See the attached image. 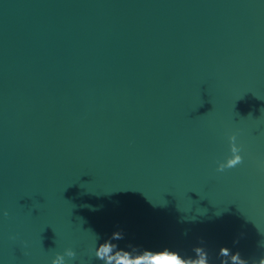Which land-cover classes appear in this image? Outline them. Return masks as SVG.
Returning <instances> with one entry per match:
<instances>
[{
  "label": "water",
  "instance_id": "1",
  "mask_svg": "<svg viewBox=\"0 0 264 264\" xmlns=\"http://www.w3.org/2000/svg\"><path fill=\"white\" fill-rule=\"evenodd\" d=\"M165 252L264 261V0H0V264Z\"/></svg>",
  "mask_w": 264,
  "mask_h": 264
},
{
  "label": "clouds",
  "instance_id": "2",
  "mask_svg": "<svg viewBox=\"0 0 264 264\" xmlns=\"http://www.w3.org/2000/svg\"><path fill=\"white\" fill-rule=\"evenodd\" d=\"M232 139H233V141H235V139H236L235 134H233ZM232 151L234 154V158L230 159L228 161L227 166H235L236 164L241 163L243 160L242 156L240 155L241 148L239 146H234ZM224 167H225L224 165H221L220 169H218V170L222 171ZM102 251H103V249H102ZM54 264H60L59 259L57 261H55ZM154 264H182V262L179 260V258H175V259H171V260H160V261L154 262ZM261 264H264V261H262Z\"/></svg>",
  "mask_w": 264,
  "mask_h": 264
},
{
  "label": "snow or ice",
  "instance_id": "3",
  "mask_svg": "<svg viewBox=\"0 0 264 264\" xmlns=\"http://www.w3.org/2000/svg\"><path fill=\"white\" fill-rule=\"evenodd\" d=\"M178 258L177 256L169 255L168 253H160L156 255H150L148 257H141L137 260V264H145V261L147 264H154V262L160 261V260H171Z\"/></svg>",
  "mask_w": 264,
  "mask_h": 264
}]
</instances>
